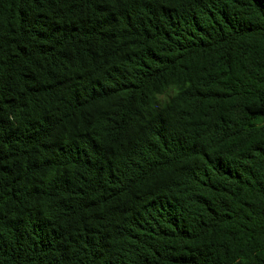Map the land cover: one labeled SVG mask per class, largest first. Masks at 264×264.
Here are the masks:
<instances>
[{"label": "trees", "instance_id": "1", "mask_svg": "<svg viewBox=\"0 0 264 264\" xmlns=\"http://www.w3.org/2000/svg\"><path fill=\"white\" fill-rule=\"evenodd\" d=\"M0 264H264V0H0Z\"/></svg>", "mask_w": 264, "mask_h": 264}]
</instances>
